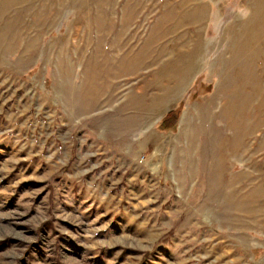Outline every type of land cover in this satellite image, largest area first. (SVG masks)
Segmentation results:
<instances>
[{
    "label": "rangeland",
    "instance_id": "rangeland-1",
    "mask_svg": "<svg viewBox=\"0 0 264 264\" xmlns=\"http://www.w3.org/2000/svg\"><path fill=\"white\" fill-rule=\"evenodd\" d=\"M0 264H264V0H0Z\"/></svg>",
    "mask_w": 264,
    "mask_h": 264
}]
</instances>
